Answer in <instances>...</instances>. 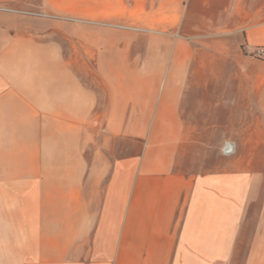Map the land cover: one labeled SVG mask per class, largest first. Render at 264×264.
Returning <instances> with one entry per match:
<instances>
[{
  "label": "crops",
  "instance_id": "obj_1",
  "mask_svg": "<svg viewBox=\"0 0 264 264\" xmlns=\"http://www.w3.org/2000/svg\"><path fill=\"white\" fill-rule=\"evenodd\" d=\"M101 4L0 0V264H264V0Z\"/></svg>",
  "mask_w": 264,
  "mask_h": 264
},
{
  "label": "rangeland",
  "instance_id": "obj_2",
  "mask_svg": "<svg viewBox=\"0 0 264 264\" xmlns=\"http://www.w3.org/2000/svg\"><path fill=\"white\" fill-rule=\"evenodd\" d=\"M34 4L35 6H39L38 12L40 14H50L53 16H58V19H66L69 17L72 18H80V13H84V18H86L89 22H99L101 20L107 21V17L109 15V11L106 9L102 3V0H25ZM53 4L55 8L53 7ZM103 6V7H102ZM54 8V9H53ZM3 12H12L18 14H26L33 15L32 10H28V8H8V9H0ZM122 16H126L127 9L118 10ZM88 27L94 26L95 24L89 23ZM89 31H95L94 29H89ZM259 60V59H257ZM263 61V60H260ZM264 111V105H263ZM264 113V112H263ZM264 125V121H263ZM261 151L256 152L254 154H244V156L248 155L249 160L255 161L254 171H263L264 172V143L263 146H259Z\"/></svg>",
  "mask_w": 264,
  "mask_h": 264
},
{
  "label": "built area",
  "instance_id": "obj_3",
  "mask_svg": "<svg viewBox=\"0 0 264 264\" xmlns=\"http://www.w3.org/2000/svg\"><path fill=\"white\" fill-rule=\"evenodd\" d=\"M2 9V8H0ZM252 57L255 59L264 61V46H258L253 50ZM225 154H231L233 152V147L230 144H226L223 148Z\"/></svg>",
  "mask_w": 264,
  "mask_h": 264
}]
</instances>
